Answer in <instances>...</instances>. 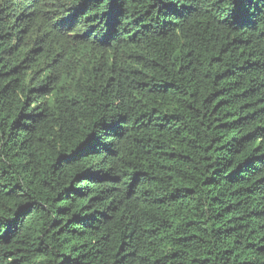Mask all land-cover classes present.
Wrapping results in <instances>:
<instances>
[{
    "label": "trees",
    "instance_id": "obj_1",
    "mask_svg": "<svg viewBox=\"0 0 264 264\" xmlns=\"http://www.w3.org/2000/svg\"><path fill=\"white\" fill-rule=\"evenodd\" d=\"M0 264H264V0H0Z\"/></svg>",
    "mask_w": 264,
    "mask_h": 264
}]
</instances>
